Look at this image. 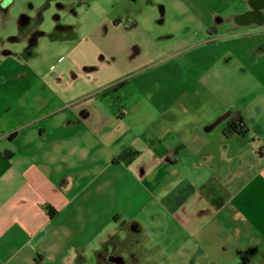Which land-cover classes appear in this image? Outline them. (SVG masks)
I'll return each instance as SVG.
<instances>
[{
  "label": "crops",
  "instance_id": "crops-1",
  "mask_svg": "<svg viewBox=\"0 0 264 264\" xmlns=\"http://www.w3.org/2000/svg\"><path fill=\"white\" fill-rule=\"evenodd\" d=\"M139 1L0 0V264H264V0Z\"/></svg>",
  "mask_w": 264,
  "mask_h": 264
},
{
  "label": "rangeland",
  "instance_id": "rangeland-1",
  "mask_svg": "<svg viewBox=\"0 0 264 264\" xmlns=\"http://www.w3.org/2000/svg\"><path fill=\"white\" fill-rule=\"evenodd\" d=\"M25 5L30 8L31 5H37L39 4V13L41 14V21L42 25H45L47 23H50L52 20H54V16H60L62 19H67L68 16L75 18V21H78L80 17H85L87 12L92 11L90 8L91 2L95 1L97 3H100L106 6V4H109V0H86L85 2L77 1V0H22ZM147 0H140V4L144 7V17L151 18L154 16V13L156 10L155 8H151L147 3ZM155 1H163V0H152ZM58 3H62L66 9H61L58 7ZM20 7L19 1H16L13 5V10L16 11ZM154 7V6H153ZM151 11H153L151 13ZM166 18L171 19L175 18V15L172 11L168 10L166 13ZM179 30L181 31V27H179ZM182 33L184 35H187V31L182 29ZM153 244V243H149ZM154 249H151L149 253H143L142 257L140 258V264H184L183 260L180 261L174 257L169 259H164L163 252L156 247H153ZM236 252L232 251L231 253V259L228 260V264H233L234 257ZM102 256V263L100 264H126V261L124 260V256L121 254V250H119V247L117 249L112 247L111 244L107 245L103 252L101 253ZM121 258V261L118 262L114 260L115 258ZM124 261V262H123ZM192 261V260H191ZM190 260L188 261L189 264H191ZM123 262V263H121Z\"/></svg>",
  "mask_w": 264,
  "mask_h": 264
},
{
  "label": "trees",
  "instance_id": "trees-1",
  "mask_svg": "<svg viewBox=\"0 0 264 264\" xmlns=\"http://www.w3.org/2000/svg\"><path fill=\"white\" fill-rule=\"evenodd\" d=\"M236 128H237L236 124H231V129L237 131L239 133V135L243 136L244 135L243 131L240 129L237 130Z\"/></svg>",
  "mask_w": 264,
  "mask_h": 264
},
{
  "label": "water",
  "instance_id": "water-1",
  "mask_svg": "<svg viewBox=\"0 0 264 264\" xmlns=\"http://www.w3.org/2000/svg\"><path fill=\"white\" fill-rule=\"evenodd\" d=\"M114 260L120 262V261H121V258L117 257V258H115Z\"/></svg>",
  "mask_w": 264,
  "mask_h": 264
},
{
  "label": "flooded vegetation",
  "instance_id": "flooded-vegetation-1",
  "mask_svg": "<svg viewBox=\"0 0 264 264\" xmlns=\"http://www.w3.org/2000/svg\"><path fill=\"white\" fill-rule=\"evenodd\" d=\"M121 263H123V262H121Z\"/></svg>",
  "mask_w": 264,
  "mask_h": 264
}]
</instances>
